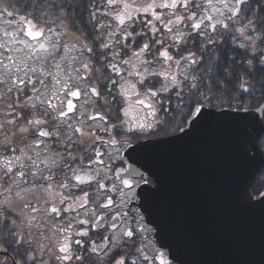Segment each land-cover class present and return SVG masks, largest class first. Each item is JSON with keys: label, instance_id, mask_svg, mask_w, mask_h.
I'll list each match as a JSON object with an SVG mask.
<instances>
[{"label": "snow or ice", "instance_id": "obj_1", "mask_svg": "<svg viewBox=\"0 0 264 264\" xmlns=\"http://www.w3.org/2000/svg\"><path fill=\"white\" fill-rule=\"evenodd\" d=\"M211 117L264 156V0H0V264H173L143 152Z\"/></svg>", "mask_w": 264, "mask_h": 264}, {"label": "water", "instance_id": "obj_2", "mask_svg": "<svg viewBox=\"0 0 264 264\" xmlns=\"http://www.w3.org/2000/svg\"><path fill=\"white\" fill-rule=\"evenodd\" d=\"M143 158L160 180L146 210L174 264H264V204L244 198L264 156L248 158L243 126L211 117Z\"/></svg>", "mask_w": 264, "mask_h": 264}, {"label": "trees", "instance_id": "obj_3", "mask_svg": "<svg viewBox=\"0 0 264 264\" xmlns=\"http://www.w3.org/2000/svg\"><path fill=\"white\" fill-rule=\"evenodd\" d=\"M263 148H264V144H260ZM254 191L255 192H258L257 190H256V184H254Z\"/></svg>", "mask_w": 264, "mask_h": 264}]
</instances>
